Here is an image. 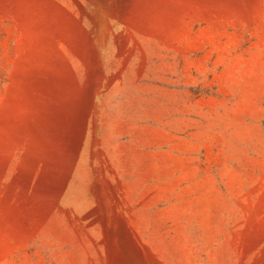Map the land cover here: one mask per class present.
Here are the masks:
<instances>
[{
    "label": "rangeland",
    "instance_id": "374dc122",
    "mask_svg": "<svg viewBox=\"0 0 264 264\" xmlns=\"http://www.w3.org/2000/svg\"><path fill=\"white\" fill-rule=\"evenodd\" d=\"M0 264H264V0H0Z\"/></svg>",
    "mask_w": 264,
    "mask_h": 264
}]
</instances>
